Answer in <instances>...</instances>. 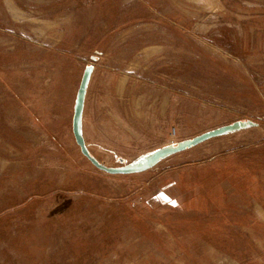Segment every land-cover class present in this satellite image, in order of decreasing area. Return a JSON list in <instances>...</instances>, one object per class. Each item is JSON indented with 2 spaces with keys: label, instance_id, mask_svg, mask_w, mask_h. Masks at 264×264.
I'll return each instance as SVG.
<instances>
[{
  "label": "rangeland",
  "instance_id": "rangeland-1",
  "mask_svg": "<svg viewBox=\"0 0 264 264\" xmlns=\"http://www.w3.org/2000/svg\"><path fill=\"white\" fill-rule=\"evenodd\" d=\"M261 209L264 0H0V264H264Z\"/></svg>",
  "mask_w": 264,
  "mask_h": 264
},
{
  "label": "water",
  "instance_id": "water-1",
  "mask_svg": "<svg viewBox=\"0 0 264 264\" xmlns=\"http://www.w3.org/2000/svg\"><path fill=\"white\" fill-rule=\"evenodd\" d=\"M92 66L86 67L84 70L81 83L78 89L77 98H76V104L74 108V114H73V122H72V131L75 138V142L78 145L81 154L98 170L103 171L105 173L109 174H126V173H133L143 170L148 163H150L153 159H155L161 152H156L148 157H146L144 160L138 162L137 164L128 165L124 167H109L99 160H97L89 151L87 148V145L85 143V139L81 132V120H82V114L84 109V101H85V94H86V88L88 84V80L90 77V74L92 72Z\"/></svg>",
  "mask_w": 264,
  "mask_h": 264
},
{
  "label": "bare ground",
  "instance_id": "bare-ground-1",
  "mask_svg": "<svg viewBox=\"0 0 264 264\" xmlns=\"http://www.w3.org/2000/svg\"><path fill=\"white\" fill-rule=\"evenodd\" d=\"M11 7V11L14 13V14H16V15H18V16H20V15H22V12L20 11V10H18L17 8H15L14 6H10ZM36 21V20H35ZM261 211L264 213V211L261 209Z\"/></svg>",
  "mask_w": 264,
  "mask_h": 264
},
{
  "label": "snow or ice",
  "instance_id": "snow-or-ice-1",
  "mask_svg": "<svg viewBox=\"0 0 264 264\" xmlns=\"http://www.w3.org/2000/svg\"><path fill=\"white\" fill-rule=\"evenodd\" d=\"M165 199H167V198H165ZM169 202H171L172 204H175L176 203L175 201H169Z\"/></svg>",
  "mask_w": 264,
  "mask_h": 264
}]
</instances>
